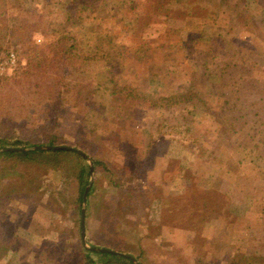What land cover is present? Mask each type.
Here are the masks:
<instances>
[{
	"label": "rangeland",
	"instance_id": "374dc122",
	"mask_svg": "<svg viewBox=\"0 0 264 264\" xmlns=\"http://www.w3.org/2000/svg\"><path fill=\"white\" fill-rule=\"evenodd\" d=\"M70 1L0 0L7 27L19 26L22 17L36 23L44 15L37 28L47 29L25 41L9 32L0 37V60L15 56L0 73V134L42 147L49 145L43 143L47 135L55 134V145L74 147L79 141L88 153L115 167V173L90 170L89 181L96 179L97 188L89 234L82 237L86 247L98 235L99 244L132 253L142 264H264V125L258 121L254 132L234 126L219 87L222 68H232L237 59L264 76L261 1L97 0L69 5L82 16L80 21L64 19ZM68 32L75 35L79 55L54 63L61 46L49 43ZM241 64L238 69L247 68ZM55 79L62 86L60 101L50 86ZM182 84L195 90L188 101L167 110L151 104ZM54 108L56 118L46 117ZM165 115L171 122L179 115L183 126L157 128L155 119ZM152 136L161 140L143 160L148 175L129 180L134 159L141 158ZM190 143L200 155L207 154L203 147H214L220 160L198 157ZM77 149L94 167L91 156ZM80 163L76 158L77 170ZM119 178L122 187L113 185ZM60 187L67 201L76 199V183L68 180ZM130 188L143 190L136 197L137 213H128L110 229L103 227L104 202L126 198ZM49 189L34 204L12 202L14 210L4 226L6 234L15 236L0 264L18 261V237L31 242L25 264H42L44 247L59 241V225L71 224L62 208L66 199L58 201ZM166 198L179 203L181 214H168ZM19 207L26 214H18ZM44 261L52 264L47 257Z\"/></svg>",
	"mask_w": 264,
	"mask_h": 264
},
{
	"label": "trees",
	"instance_id": "16d2710c",
	"mask_svg": "<svg viewBox=\"0 0 264 264\" xmlns=\"http://www.w3.org/2000/svg\"><path fill=\"white\" fill-rule=\"evenodd\" d=\"M89 1L97 0H71L68 6L75 5L78 2L88 4ZM258 1H261V6L264 7V0ZM71 9L72 6H69L66 14L64 15V19H77L75 21H80L82 16L79 14L77 15L75 11L73 12ZM5 19V14L0 16V30H4L1 31L0 37L9 32L11 33L12 38L19 37L25 41L26 38H32L33 34L37 30L47 32V29L37 28L39 26L37 24H39L42 19H45L44 15L38 16L37 19L39 20H37L38 22L36 23L29 22L28 19L22 17V21L19 26L16 25L10 28L5 25ZM1 25L5 27H1ZM56 28L59 32V26ZM75 42V35L70 34L69 32L61 33L57 39L50 42V45L56 47H59L58 45L61 46V49L58 51V58L56 60L54 59V63L58 62L59 64L60 60H70L72 55H75V58L78 57L79 48ZM30 62H32V60L29 59V65ZM246 62L247 61L245 60L237 59V61L232 63V68H222L219 87L225 94L224 104L227 105L225 108L230 110L229 112L234 120H232V124L234 126L247 128L250 132H254L258 121H262L264 125V76L262 75L261 77L259 74L257 75L252 70L253 67L248 66ZM241 63H245V67L247 66V68L238 69L239 67H242ZM36 66L40 65L36 64ZM110 80L112 81V79ZM54 85L58 87H54ZM54 85L50 86L55 88L57 92L56 96L59 95L58 97L60 101L62 97V86L59 84V79H55ZM117 86L118 85L115 83L113 84V93L117 92L115 90ZM183 87H172L174 89L172 90L173 92L171 95L159 96L156 100L151 101V104H157V106L161 109L167 110L169 107L188 101L192 98V92L195 90L192 89L193 86L191 84L190 86L183 85ZM46 117L56 118V108L48 110ZM173 120L174 122H171L170 117L168 116L167 118L166 115L161 118L157 117L155 119V125L157 128L165 126L167 129L183 126L179 121V115L174 117ZM55 121L54 123L57 125V121ZM159 138L161 137L156 138L152 136L150 141L143 146V155L141 158L137 156L136 159H134L133 167L130 168L131 178H128L129 180H136V178H139V173L143 177L148 175V172L143 169V160L148 154L156 151L159 141L161 140ZM57 139L58 137L55 134L52 136L47 135V139L43 143L55 145L58 142ZM202 139L203 141H207V137L203 136ZM37 143L38 142L22 139L20 137L0 134V258L9 252V241L15 236L11 233L6 234L4 226L11 216L10 211L14 210L12 202L23 201L26 204H34L35 198L42 197L47 189H49V186L51 187V190L49 189L50 193L56 195L58 201L63 200V202H65L66 196L60 186L64 181L72 180L74 184H77L78 195L74 201H67L66 199V202L64 203L65 205L62 206V208L69 214L71 224L69 223L70 225L66 226L59 225V232L56 239L59 241H53L51 246L44 247L43 252H47L45 257L52 260V264H142L138 257L132 253L125 251L120 252L113 250L112 247L114 246L110 247L106 244H99L102 240V236L95 235L97 242L88 240L91 243V247H86L82 240L81 213L84 203L83 196L85 188L89 183L91 166L87 164V155H83L81 150L77 148L81 147L91 156L95 172L99 173L101 171L100 173H102L105 171L108 173H115V167L109 163L106 158L100 157L97 153L92 151L88 153V151L81 146L79 141L77 143L75 142V145H73L74 147L56 149L45 148ZM28 146L32 147L28 148ZM189 148L196 151V148L192 146V143L189 144ZM203 150H205L207 154L200 155L196 151L198 157H203L214 162L220 160L219 157L216 156L217 154L215 153L216 151L214 147L208 149L203 147ZM76 158L81 161L79 170H77V167L75 166ZM224 163L227 162L224 161ZM112 182L114 183L113 185L122 187L120 178L118 180L113 179ZM52 183H56V186L58 187H53ZM96 188L97 183L96 179H94V182L88 190L87 199L85 200L86 209L83 224L84 231L87 235L89 234L90 229V211L93 207L92 196L95 194ZM119 191L122 192V189H119ZM141 191L136 192L135 188H130L127 191L126 198H121L120 201L117 198V200L113 199L111 201L104 202L105 207L100 214L103 227H108L110 229L112 224L119 225L122 221L121 219L128 213L132 211L133 213H137L136 209L138 208V203L136 201V197L138 198V196H140ZM168 199L169 198H166V201ZM166 201L165 206L168 205L169 215L172 214L173 211L176 212L177 215L181 214L178 210V202H173L171 198L168 201L169 204ZM202 207L204 209L208 207L205 200L202 203ZM26 212V208L19 207L18 214L22 215L26 214ZM203 213H206V211ZM119 216H121L120 219ZM18 240L20 241L21 246L16 250V252L20 254L16 264H25L26 260L24 257L32 247L31 242L25 237H18ZM92 253L97 254L99 261L93 257ZM45 257L42 259V264H47V262L44 261ZM54 259L56 260L54 261Z\"/></svg>",
	"mask_w": 264,
	"mask_h": 264
},
{
	"label": "water",
	"instance_id": "95a60500",
	"mask_svg": "<svg viewBox=\"0 0 264 264\" xmlns=\"http://www.w3.org/2000/svg\"><path fill=\"white\" fill-rule=\"evenodd\" d=\"M45 148L56 149V148H70V147H68V146H61V145H47V146H45ZM81 153L83 155H86L82 151H81ZM91 171H93V167L92 166H91ZM91 183H92V181L90 180L89 183H88V185L85 188L84 196H83L84 201L87 199V193H88V190H89V188L91 186ZM84 215H85V207L82 208V234H83V237H85L84 224H83V222H84Z\"/></svg>",
	"mask_w": 264,
	"mask_h": 264
},
{
	"label": "built area",
	"instance_id": "2783aa9c",
	"mask_svg": "<svg viewBox=\"0 0 264 264\" xmlns=\"http://www.w3.org/2000/svg\"><path fill=\"white\" fill-rule=\"evenodd\" d=\"M14 57H15V56H14V54L12 53V54L9 56L8 60H4V61L0 60V73L3 72V70H4L6 64H8L10 61H11V62L14 61V59H15Z\"/></svg>",
	"mask_w": 264,
	"mask_h": 264
},
{
	"label": "crops",
	"instance_id": "0c3cea01",
	"mask_svg": "<svg viewBox=\"0 0 264 264\" xmlns=\"http://www.w3.org/2000/svg\"><path fill=\"white\" fill-rule=\"evenodd\" d=\"M159 156V155H158ZM163 156H165V155H163ZM158 158H160V157H158ZM158 164V162L156 161V164H155V166ZM158 166V165H157ZM161 219V218H160ZM159 219V221L158 222H162L163 220H160Z\"/></svg>",
	"mask_w": 264,
	"mask_h": 264
}]
</instances>
